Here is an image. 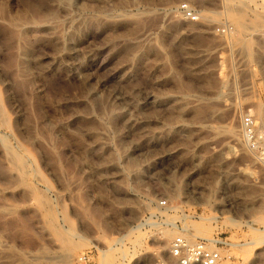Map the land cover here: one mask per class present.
<instances>
[{"label":"rangeland","instance_id":"rangeland-1","mask_svg":"<svg viewBox=\"0 0 264 264\" xmlns=\"http://www.w3.org/2000/svg\"><path fill=\"white\" fill-rule=\"evenodd\" d=\"M249 113L264 0H0V264H154L181 233L264 264Z\"/></svg>","mask_w":264,"mask_h":264},{"label":"built area","instance_id":"built-area-1","mask_svg":"<svg viewBox=\"0 0 264 264\" xmlns=\"http://www.w3.org/2000/svg\"><path fill=\"white\" fill-rule=\"evenodd\" d=\"M179 8L188 20L199 19L187 3H182ZM241 134L247 147L264 165V124L254 115L246 114L241 119ZM228 245L229 242L221 235L192 240L181 233L172 240L167 254L157 258L154 264H219L223 259L222 249ZM80 261L88 263L89 254L82 255Z\"/></svg>","mask_w":264,"mask_h":264},{"label":"bare ground","instance_id":"bare-ground-1","mask_svg":"<svg viewBox=\"0 0 264 264\" xmlns=\"http://www.w3.org/2000/svg\"><path fill=\"white\" fill-rule=\"evenodd\" d=\"M237 19V18H236ZM16 157V156H15ZM56 230V229H55ZM56 231H58V230H56ZM187 238H189V236H187L185 233H183ZM194 235V234H193ZM170 232L169 231H167L166 233H164V237L162 238V240H161V247H165L166 246V244L168 243V240H169V238H170ZM195 236H197V235H195ZM71 243V242H70ZM71 245V244H70ZM72 246V245H71ZM74 246V245H73ZM79 246V245H78ZM68 247V246H67ZM77 247V246H76ZM69 248H72V247H69ZM68 248V251L70 250ZM222 250H224V249H222ZM71 251V250H70Z\"/></svg>","mask_w":264,"mask_h":264}]
</instances>
